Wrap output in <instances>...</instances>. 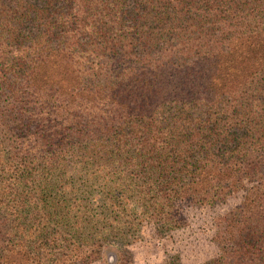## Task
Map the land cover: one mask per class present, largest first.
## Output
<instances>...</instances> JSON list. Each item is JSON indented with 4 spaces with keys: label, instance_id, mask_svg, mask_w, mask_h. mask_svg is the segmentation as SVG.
<instances>
[{
    "label": "trees",
    "instance_id": "16d2710c",
    "mask_svg": "<svg viewBox=\"0 0 264 264\" xmlns=\"http://www.w3.org/2000/svg\"><path fill=\"white\" fill-rule=\"evenodd\" d=\"M264 264V0H0V264L120 256L178 202Z\"/></svg>",
    "mask_w": 264,
    "mask_h": 264
},
{
    "label": "rangeland",
    "instance_id": "374dc122",
    "mask_svg": "<svg viewBox=\"0 0 264 264\" xmlns=\"http://www.w3.org/2000/svg\"><path fill=\"white\" fill-rule=\"evenodd\" d=\"M244 190L232 195L227 201L202 206L191 198L178 202L185 217L184 225L166 230L161 225L143 222L140 237L129 245L130 254L119 255L109 248L102 259L89 257L75 264H202L217 254L212 240L215 231L213 218L218 213L238 207Z\"/></svg>",
    "mask_w": 264,
    "mask_h": 264
}]
</instances>
